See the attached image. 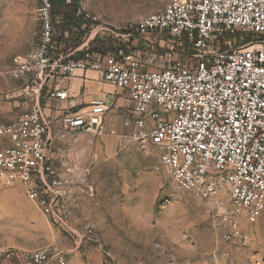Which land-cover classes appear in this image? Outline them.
<instances>
[{
    "label": "built area",
    "instance_id": "built-area-1",
    "mask_svg": "<svg viewBox=\"0 0 264 264\" xmlns=\"http://www.w3.org/2000/svg\"><path fill=\"white\" fill-rule=\"evenodd\" d=\"M35 12V39L11 70L31 106L0 122L2 181L22 183L51 224L70 229L41 99L44 88L52 100L68 99L62 79L92 73L88 79L128 96L124 124L158 149L173 183L203 198L226 194L214 201L211 227L224 240L240 239V221L255 223L264 211V0H168L162 10L112 30V48H89L96 26L79 58L77 47L68 55L56 52L52 0H37ZM141 55L151 56L154 67ZM109 107L104 100L63 107L58 121L66 130L99 136ZM46 255V249L0 246V264L15 256L22 264H46Z\"/></svg>",
    "mask_w": 264,
    "mask_h": 264
},
{
    "label": "rangeland",
    "instance_id": "rangeland-1",
    "mask_svg": "<svg viewBox=\"0 0 264 264\" xmlns=\"http://www.w3.org/2000/svg\"><path fill=\"white\" fill-rule=\"evenodd\" d=\"M167 2L77 0V26L63 31V16L54 6L56 52L68 55L77 47L79 58L96 26L101 27L95 37H107L116 27L162 10ZM36 7L37 0H0L1 123L31 106L11 70L35 39ZM140 58L154 67L151 56ZM130 109L128 96L118 95L99 136L66 130L49 115L48 153L66 188L70 229L51 224L22 183L0 178V246L46 249V264H264V211L255 223L240 221V239L224 240L211 227V218L214 201L226 194L203 198L173 183L158 149L137 139L133 127L124 124ZM4 264L22 263L15 256Z\"/></svg>",
    "mask_w": 264,
    "mask_h": 264
},
{
    "label": "crops",
    "instance_id": "crops-1",
    "mask_svg": "<svg viewBox=\"0 0 264 264\" xmlns=\"http://www.w3.org/2000/svg\"><path fill=\"white\" fill-rule=\"evenodd\" d=\"M90 76H92V73H87V78H85L81 71H75L73 76L69 77L68 79H62L60 87L66 88L67 86H69V98L63 101L50 99L48 89L44 88L41 104L45 109V113L48 116L51 115L52 119L56 118L58 121L59 116L62 113L60 109L63 107H69L72 105L76 108H80L87 105L91 101L102 100H104L106 104L111 106L115 102V100L118 99V95L124 93L119 89H114L109 84H100L91 79H88V77ZM109 96L110 102L107 103V98ZM2 142L3 144H5V141H2V139H0V145L2 144Z\"/></svg>",
    "mask_w": 264,
    "mask_h": 264
},
{
    "label": "trees",
    "instance_id": "trees-1",
    "mask_svg": "<svg viewBox=\"0 0 264 264\" xmlns=\"http://www.w3.org/2000/svg\"><path fill=\"white\" fill-rule=\"evenodd\" d=\"M77 0H71L70 4H66L65 0H52V13L55 17L54 6L56 13L62 17L61 30H69L72 25L77 26V19L80 17L79 14H75V6ZM90 49L104 50L112 48L111 38L107 37H95L91 43H89ZM93 46V47H92Z\"/></svg>",
    "mask_w": 264,
    "mask_h": 264
}]
</instances>
